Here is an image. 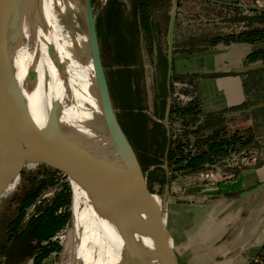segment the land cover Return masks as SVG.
Here are the masks:
<instances>
[{"label":"crops","instance_id":"crops-1","mask_svg":"<svg viewBox=\"0 0 264 264\" xmlns=\"http://www.w3.org/2000/svg\"><path fill=\"white\" fill-rule=\"evenodd\" d=\"M204 7L221 9L222 19L217 21L211 14H200ZM160 14L154 15L148 31L141 30L139 25L130 29L127 22L113 21L111 25L101 26L98 38L102 64L104 53L110 61L108 70L105 71L104 64L103 67L119 125L138 163L141 154L154 157L152 153H156L154 149H158L159 141L146 139V146L141 150L136 148H140L138 142L143 132L137 123L140 114L146 118L145 128L156 134L163 132L165 139L159 141L163 165L158 164L163 170L165 166L169 169L165 149L174 136L171 120L179 117L175 114L172 117L169 111V138L160 120L168 99L174 94L181 91V94L194 95L187 106L192 102L196 112L179 118L183 133L192 132L193 140L197 139L195 135L201 130V123L225 121L230 114L261 108L244 111L264 98L259 93L264 85V68L238 71L248 64L264 63L260 59L246 60L248 54L264 49V39L215 43L216 36L258 28L257 12L212 0H178L168 78L165 58L168 15L166 12L164 20ZM216 24L222 25V33L212 29ZM153 166L149 164L145 170ZM192 174L180 175L169 169L164 200L161 199L162 185L158 189V229L169 245L164 252L165 264H258L256 258L264 256V187L255 191L252 188L264 182V155L260 154L255 164L240 169L220 168L206 171L204 176ZM16 242L10 250L18 247L19 241ZM34 256L22 255L21 258H26L23 263L17 253V258L10 261L7 253L2 252L0 264H34Z\"/></svg>","mask_w":264,"mask_h":264},{"label":"water","instance_id":"water-1","mask_svg":"<svg viewBox=\"0 0 264 264\" xmlns=\"http://www.w3.org/2000/svg\"><path fill=\"white\" fill-rule=\"evenodd\" d=\"M212 1L264 13L263 5ZM177 4L178 0H169L167 9L165 58L168 78L172 68L173 28ZM40 6V0H0V148L10 138L9 134L15 131V127L8 125L9 122L14 118H21L20 122L22 118L28 119L20 105L23 97L22 87L16 82L15 61L21 56L27 61L26 83L34 85L38 66H41L59 96L51 103L53 115L48 125L32 134L41 136L45 129L53 132L57 127L59 153L66 173L68 174L69 168L73 166L83 186L101 205L105 218L115 224L122 239L124 264H165L166 247L160 249L159 253H154L155 233L161 236L162 234L158 229V219L156 224L152 220L149 201L151 194L146 187L145 173L119 125L112 104L101 60L91 0H66L64 6L59 5L60 9L57 8L63 29L70 34L77 30L72 32L75 36L74 46H69L68 50L72 59L64 50L60 53L54 41L45 43L46 54H42L38 31L51 34L53 29L45 22ZM70 11H74V15H71ZM77 38L80 39L81 45L83 43L81 56L75 49ZM43 58L46 59L44 67L41 64ZM70 60H76L77 66ZM88 63L91 79L87 76ZM257 68H264V63L245 65L238 72ZM170 106L171 98L168 99L164 117L160 120L167 138L170 137ZM262 106L264 101L249 106L244 111ZM64 109L71 113L76 126L64 124L60 120ZM18 133L23 134L22 127ZM14 148H2L0 160L20 159L11 155L27 150ZM167 149L168 147L165 149V155ZM163 170L162 200L168 190L169 176L168 167L165 166ZM261 187H264V182L252 189L255 191Z\"/></svg>","mask_w":264,"mask_h":264},{"label":"rangeland","instance_id":"rangeland-1","mask_svg":"<svg viewBox=\"0 0 264 264\" xmlns=\"http://www.w3.org/2000/svg\"><path fill=\"white\" fill-rule=\"evenodd\" d=\"M112 1L113 0H91V5L93 7V13L96 22H100L101 25H105V27L107 19L109 17L110 8L112 6ZM118 1L120 2L121 6L118 12L119 15L117 21H120L121 24L123 22H127L126 24H129V22L132 21V4L130 0ZM164 1L165 0H152L151 10L153 11V18L154 15L158 16L157 14L162 13L163 8L160 7V4L162 5V2ZM238 1L239 0H235V2ZM259 1L260 4L264 6V0ZM247 2H252V0H247ZM212 8L215 9L216 7ZM213 9L207 10V7H204L203 11H200V14L204 13L207 14V16L208 14H211L213 16L212 18L216 17L217 21L221 20L223 11L218 8L215 9V11ZM156 10L158 13L156 12ZM70 13L71 15H74V11H70ZM163 18L165 20V17ZM258 23L259 27L264 26L263 17H258ZM216 26L217 27L215 28L214 25H212V27L214 28H211L215 31V33H222V25L216 24ZM139 27L141 28V30H143L142 26ZM38 32L39 38H41V45L43 44V32L40 30ZM142 34L144 35V32H142ZM22 60L23 59L21 56L17 57L15 61L16 68ZM103 64L105 67V71L108 70V68L110 67V61L107 59L105 53L103 54ZM42 65L44 67L45 64ZM16 78L18 79L17 73ZM17 79L16 82L18 83ZM19 85L22 87L21 93L23 94L20 105L24 108V110L26 109L25 112L27 116L25 115V117H28V119L26 120L22 118L20 122L21 118H14L9 122L8 125H11V128L15 127V131L13 130V134H9L10 138H8V140L3 143L0 150L2 148V150L13 149L14 146V149H28L31 151L34 150L38 153L29 158H13L0 160V253L3 252V249L6 245H9L6 241V224L11 220L12 217L14 218L18 213L15 201L18 199L19 195L23 194L24 192L40 189V191L34 197V200L24 208L22 217L18 223L16 230L19 231L25 228L30 217L37 215L40 208L49 204L52 201V198H54L56 195H59L61 199H63L64 197H68V201L65 206L60 207L57 212H63V210L66 209L69 212V217L66 223L63 226L57 228L47 240H42L40 242V247H36L32 254L35 256L37 254H40L43 251L42 247H44L47 250V254L40 260L39 264H91L89 259L91 260L92 257H96V252L101 249L102 244L100 245L99 243H95L91 239L86 240L85 244L83 245V251L87 250V255L89 256L83 257V255L79 253L80 249H82V239H79L80 237L78 236V232H74L71 223L70 216L73 198L72 186L69 181L68 174L66 173V170L64 168L61 155L59 153L57 127L53 132L45 129L44 134H41V136L40 134H32V132H34L35 130H41V128L44 129L45 126L48 125V122L53 115L51 109V94L45 70L41 68V66H38V74L34 85L27 84L25 76L23 77L21 82H19ZM178 93L181 94V91ZM178 93L174 94L171 99V109L173 110L171 114L172 117L175 114L176 117L183 118L184 115L179 116L178 114L174 113V109L181 106L183 107L185 105L187 106L188 102L192 100L194 95L191 92L189 94L185 93L181 95H179ZM115 100L117 104L120 103L116 96ZM179 118L173 117L171 120L174 131V136L171 141L174 146L175 144L180 143L181 140V143L183 144V153L190 152V154L193 155L197 151L205 149L206 146L202 144V142L207 136H210L212 131L218 132V138H223L224 136H228L232 133H236L241 137L243 136V139L250 135L251 141H249L247 145H241V141L236 140L232 144L233 148L230 145L228 146L227 154L216 156L212 162L206 161L196 168L187 167L185 165L187 163L186 159L182 160L179 163H174V159H171L169 161V169L172 173L177 172L180 175H187L189 173L190 175H194L192 173H195L196 175L197 173H202V175L204 176L206 174V171L210 173V171H217L220 168H230L225 167V164L227 163V161H231L230 159H232V157H229L228 154L233 150H235V155L241 151L247 152L251 149L256 150L259 154H262V156L264 155V107L248 113L237 115L230 114L225 119L226 122L224 120H215L210 122L208 121L209 123H201L199 126L201 130H198L196 132L195 136L197 137V139L195 140L191 138L192 132L183 133L184 126L182 123H180ZM187 122L191 123L190 121ZM53 123L56 124L54 119ZM21 127L23 128V134L18 133ZM180 133H183L182 139L177 138V135H179ZM185 140H188L186 144H184ZM138 143L140 145V148L139 146H136V148L141 150L144 146H146L147 142L143 143V145L141 144V142ZM43 146L47 147L46 150H40V148ZM154 150L156 153L153 152L152 154L154 155L153 158L156 159L157 162L151 170H145L147 168L144 169V176L146 187L148 189V192L151 194L149 201L152 212V220L154 224H156L158 219V195H160V192L158 191V175L159 173L161 175V171L163 175V170L158 166V164L163 165V159L160 153L161 150L157 149V147H155ZM143 155L147 154H141L139 155V158L142 162H145L144 158L142 157ZM230 173L232 174L233 172L231 171ZM3 211L4 213H2ZM168 246L166 244L165 236H161L156 232L153 244L154 253L157 254L159 253L160 249H164ZM75 252H78L77 258H75L77 259V261L73 260ZM21 256L22 255H20V258ZM11 257L17 258L16 256ZM20 258H18L20 262L24 261L23 263H26V258Z\"/></svg>","mask_w":264,"mask_h":264},{"label":"trees","instance_id":"trees-1","mask_svg":"<svg viewBox=\"0 0 264 264\" xmlns=\"http://www.w3.org/2000/svg\"><path fill=\"white\" fill-rule=\"evenodd\" d=\"M130 2L132 4V9H131L132 21L129 22L128 27L130 26V29H132V27H137L139 25L142 26L144 30L148 31L150 29V24H152V19H153V13H152L153 11L151 10L152 0H130ZM168 4H169V0H165L164 2H162V5L160 4V7L163 8L162 18L165 17V20L167 19L166 12L168 9ZM120 6L121 4L118 0L112 1V6L110 8L109 17L107 19L106 24L111 25L113 21L114 22L117 21ZM258 17H263L264 19V13L257 12V21H258ZM96 26H97V33L99 36L102 25L100 22H96ZM263 39H264V26L249 30H243L242 32H239L238 34L235 35L216 36L213 39V42L215 43L218 41L227 42L232 40L254 41V40H263ZM41 52L43 55L45 54L44 49H41ZM44 59L45 58H43L41 62ZM257 59L264 60V49H259L257 51H254L248 54V56L246 57V60L248 62H252ZM26 68H27V61L26 60L20 61V63L16 68L18 83L21 82V80L25 76ZM259 93L260 95H263L262 97H264V85H262L259 88ZM195 108L196 105L192 106V102H191V104H189L188 106H183V107L181 106L174 109V113L178 114L179 116H183L186 114L195 113L196 112L194 111ZM171 112H173V110L170 108V113ZM145 119L146 118L144 117V115L140 114V118H137V122L139 120L141 121L143 120L144 122ZM159 135L162 136V140L164 141L165 138L163 137V132L161 133L160 131H158V136ZM218 135L219 134L217 131H212L210 136H207L202 142V144H204L206 148L197 151L193 155H191L190 152L188 153L182 152L183 144L181 143V140L180 143H177L174 146L171 141L167 149L166 158L168 161L174 159L173 161L174 163H179L182 160L186 159L187 163L185 165L187 167L196 168L206 161L212 162L216 156L227 154L228 146L230 145L232 147L233 142H235L236 140H240L241 145H247L249 141H251L250 135L244 139L242 138L243 136L242 137L238 136L236 133H232L228 136H224L223 138L222 137L218 138L217 137ZM182 137L180 139H182ZM155 141L157 140L155 139ZM187 142L188 140H185L184 144H186ZM158 149L162 150L159 141H158ZM142 157L144 158L145 161L142 162L139 159L140 160L139 163L142 170L145 169L147 165L155 164L157 162L156 159H154L153 157H149L148 155H143ZM158 176H159L158 183L160 188L163 183V176H164L162 175V171H161V175L159 173ZM39 191L40 189L31 190V191L29 190L27 192H24L23 194L19 195L18 199L15 201L17 203L18 213L6 225V228L8 226L10 227V229H8L7 231L8 233L6 235V241L11 242L12 245H15L17 243L16 241H19L18 247L17 248L15 247L14 250H12L14 251L13 252L14 256H16V253L18 255L32 254V252L35 250L36 247H40V242L42 240H47L49 236L57 228L63 226L66 223L69 217V212L66 209H64L63 212L62 211L57 212V210L60 207L65 206V204L68 201V197H64L63 199H61L59 195H56L54 198H52V201L49 204L40 208L37 215L30 217V219L27 221L25 228L19 231L16 230L18 223L22 217L24 208L34 200V197L37 195ZM42 248L43 251L40 254L34 256L35 257L34 264H39L40 260L47 254V250L44 247ZM11 259L13 258H10V260Z\"/></svg>","mask_w":264,"mask_h":264},{"label":"bare ground","instance_id":"bare-ground-1","mask_svg":"<svg viewBox=\"0 0 264 264\" xmlns=\"http://www.w3.org/2000/svg\"><path fill=\"white\" fill-rule=\"evenodd\" d=\"M65 2L66 0H40L43 18L45 22L49 24V28L52 27L53 29V33L51 34H42L43 44H41L40 46L41 49H44L46 54L45 43L54 41V43L58 47L57 49L59 50V52L62 53L64 50L65 53H67V55L70 57V59H72L68 50L70 48L69 46H74L73 39L75 41V36H73L72 34L74 30L70 34L68 31H65L63 29L62 25L59 22L60 20L58 18L57 12V8L60 9V6H64ZM76 43V53L81 56L83 43L82 45L80 44L79 38H77ZM45 60L46 59H44L41 63L45 64ZM70 61L74 64V66H77L78 63L76 62V60ZM87 68V76L91 79L89 63ZM48 84L51 94V101H53L55 97L58 98L59 96L57 94L56 88L51 85L49 80ZM60 120L64 124L68 123L76 126L74 120L71 117V113L67 109H64L61 113ZM46 148V146H43L40 148V150H46ZM36 153L38 152L27 149L15 152L11 156L16 158H29L36 155ZM68 174L73 189L70 216L71 223L74 232H78V236L80 237L79 239H82V249H80L79 253L82 254L83 257L89 256L87 255V250L83 251V245L85 244L86 240L91 239L95 243H99L100 245L102 244L101 249L99 251L97 250L98 252H96V257H92L91 260L89 259L91 264H124V249L122 246V239L115 228V224L108 220V218H105L101 205L97 202L94 195L83 186L81 179L77 175L76 171L73 170V166L69 168ZM77 253L75 252V255L73 257V260L75 261H77V259H75L77 258Z\"/></svg>","mask_w":264,"mask_h":264},{"label":"built area","instance_id":"built-area-1","mask_svg":"<svg viewBox=\"0 0 264 264\" xmlns=\"http://www.w3.org/2000/svg\"><path fill=\"white\" fill-rule=\"evenodd\" d=\"M238 2L262 5L260 4L259 0H252V2H247V0H239ZM228 155L229 157H232V159H230L231 161L229 162L227 161V163L225 164V167H230L233 169H240L244 166L255 164L258 161L260 154L256 150L251 149V150H248L247 152L241 151L236 155H235V150H233L232 152L230 151ZM255 261L258 262V264H264V256L258 259L256 258Z\"/></svg>","mask_w":264,"mask_h":264},{"label":"flooded vegetation","instance_id":"flooded-vegetation-1","mask_svg":"<svg viewBox=\"0 0 264 264\" xmlns=\"http://www.w3.org/2000/svg\"><path fill=\"white\" fill-rule=\"evenodd\" d=\"M261 100H264V98H261ZM138 125H139V128L140 129H142L143 130V132L142 133H140V135L142 136L141 137V139L139 140L141 143H146L148 140L151 142V141H154L155 139H158L159 141L160 140H162V138L160 137V136H158V134H156L154 131H151V129L150 130H148L147 128H145V120H144V122H143V120L141 121V120H139L138 122ZM145 123V124H144ZM146 137V138H145ZM144 138V139H143ZM146 139H148L147 141H146ZM16 209H18V207H17V203H16ZM2 213H4V211L2 212ZM11 219H13V217L11 218ZM7 225V224H6ZM8 229H10V227L8 226L7 228H6V231H8ZM8 233V232H7ZM7 244H9V245H6V247L3 249V252L6 254L7 253V260L8 259H10V258H12L11 256H13L14 254H13V252L14 251H12V250H10V247H11V245H12V243L11 242H7ZM1 254V253H0Z\"/></svg>","mask_w":264,"mask_h":264}]
</instances>
